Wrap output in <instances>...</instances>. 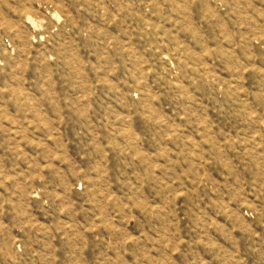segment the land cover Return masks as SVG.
I'll list each match as a JSON object with an SVG mask.
<instances>
[{
  "label": "rangeland",
  "instance_id": "rangeland-1",
  "mask_svg": "<svg viewBox=\"0 0 264 264\" xmlns=\"http://www.w3.org/2000/svg\"><path fill=\"white\" fill-rule=\"evenodd\" d=\"M0 264H264V0H0Z\"/></svg>",
  "mask_w": 264,
  "mask_h": 264
}]
</instances>
